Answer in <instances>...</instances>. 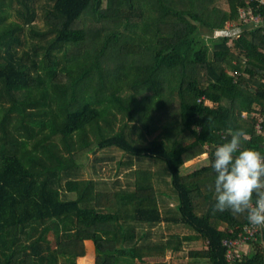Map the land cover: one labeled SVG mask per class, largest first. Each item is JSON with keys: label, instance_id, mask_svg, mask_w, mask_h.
Returning a JSON list of instances; mask_svg holds the SVG:
<instances>
[{"label": "trees", "instance_id": "trees-1", "mask_svg": "<svg viewBox=\"0 0 264 264\" xmlns=\"http://www.w3.org/2000/svg\"><path fill=\"white\" fill-rule=\"evenodd\" d=\"M249 4L264 15L245 0H0V264H78L87 241L94 264H229L222 241L247 221L213 213V154L231 127L264 155ZM109 147L128 155L124 184L81 172ZM195 241L205 256L166 259ZM249 250L234 264H264L262 240Z\"/></svg>", "mask_w": 264, "mask_h": 264}, {"label": "clouds", "instance_id": "clouds-1", "mask_svg": "<svg viewBox=\"0 0 264 264\" xmlns=\"http://www.w3.org/2000/svg\"><path fill=\"white\" fill-rule=\"evenodd\" d=\"M226 142L216 146L211 168L215 173L213 213L244 216L264 232V155L242 147L247 140L243 128H228Z\"/></svg>", "mask_w": 264, "mask_h": 264}, {"label": "rangeland", "instance_id": "rangeland-1", "mask_svg": "<svg viewBox=\"0 0 264 264\" xmlns=\"http://www.w3.org/2000/svg\"><path fill=\"white\" fill-rule=\"evenodd\" d=\"M164 32L168 30L163 27L161 29ZM231 32H234L232 30ZM206 154L194 158L192 161L193 163L187 162L186 169L192 167L195 163V167L198 164L204 163V156ZM128 155L121 149L117 147H109L104 149H96L95 151L87 153L85 156L82 157L81 162L82 170L84 177H92L98 179L100 182H113L116 180L121 181L123 184L126 183L128 180H131V177L127 176L129 171L125 169L123 164H119L121 161H126ZM154 170L156 168L162 167V163H157V166L152 163ZM194 168V167H193ZM161 231L163 232H180L182 233H191L190 229H187L183 226H165V224H161ZM186 249L182 254H176L169 252L167 254L166 259L170 261L182 262L191 259L193 256H205L207 253L208 248L205 247V244L202 241H195L190 244H186ZM86 256L78 259V264H94L95 259V250L94 245L91 241L86 242ZM199 250H203L202 252ZM179 256V257H178ZM63 259V258H62Z\"/></svg>", "mask_w": 264, "mask_h": 264}, {"label": "built area", "instance_id": "built-area-1", "mask_svg": "<svg viewBox=\"0 0 264 264\" xmlns=\"http://www.w3.org/2000/svg\"><path fill=\"white\" fill-rule=\"evenodd\" d=\"M247 3L257 1L259 3H264V0H245ZM240 19L244 22H253L258 24L264 23V15L254 7L249 4L246 7L241 6L239 8ZM234 24L227 22L226 29H230ZM226 29L224 32L226 33ZM223 31H217L216 35H220ZM236 32V31H235ZM264 81V75H263ZM254 115L257 118L255 124L257 133L263 135L264 137V109L255 108ZM246 115V112L243 113ZM229 233L231 235L223 239L222 243L226 249L225 258L229 264H234L237 260H240L245 256V254L250 251L249 248L251 244L259 239L264 243V232L251 226L248 222H245L241 227L230 228Z\"/></svg>", "mask_w": 264, "mask_h": 264}, {"label": "crops", "instance_id": "crops-1", "mask_svg": "<svg viewBox=\"0 0 264 264\" xmlns=\"http://www.w3.org/2000/svg\"><path fill=\"white\" fill-rule=\"evenodd\" d=\"M166 29L168 28L169 30H171V28L175 31H177L178 29L176 27H179V25L177 24H171V25H165L164 26ZM234 29V31L236 30V27H232ZM206 156V155H205ZM204 156V157H205ZM189 163H193V161H190Z\"/></svg>", "mask_w": 264, "mask_h": 264}]
</instances>
